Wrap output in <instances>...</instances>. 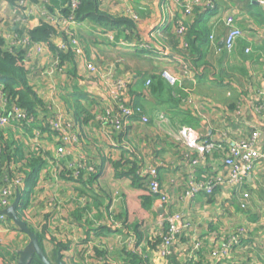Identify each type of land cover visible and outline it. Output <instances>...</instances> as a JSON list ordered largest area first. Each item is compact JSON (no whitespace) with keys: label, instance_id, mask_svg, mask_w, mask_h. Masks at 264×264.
Listing matches in <instances>:
<instances>
[{"label":"crops","instance_id":"1","mask_svg":"<svg viewBox=\"0 0 264 264\" xmlns=\"http://www.w3.org/2000/svg\"><path fill=\"white\" fill-rule=\"evenodd\" d=\"M209 1L213 2L212 11L202 9L197 16V20L207 22L208 27V37L202 48L204 57L198 61L197 67L190 65L191 55H185L188 59L185 62L179 55L166 53L162 48H157L161 56L148 58L139 55L136 53L139 40L125 39V34L120 32L116 34L103 25L82 22L70 26L71 29H80L79 34L82 40L86 41L83 47L85 48L84 57L74 54L73 61L65 66V71L55 74L51 81L45 78L44 82L49 85L48 89L51 87V82L60 90L78 89L75 91L77 101L83 105H93L92 99L99 101L98 97L108 99L109 88H100L99 75L87 77L83 71L84 63L91 62L98 67L100 73L112 70L124 82L126 81L129 88L127 92L131 93L133 104L138 105L146 102H144L143 89H134L138 82L136 78L140 74L152 73L148 70L137 74L127 72L121 62L123 58L127 57L128 61L135 56L149 59L160 66L156 73H162L164 77L176 74L175 68H179L180 62L183 63L189 68L190 74L189 77H183L181 73L176 74V79L182 81L187 79L184 89H178L187 100L184 108L177 110L180 115L169 114L168 108L160 105L150 91L144 89L149 92L148 96L153 100L154 106L148 115L150 119L154 118L155 112L159 114L160 109L164 115L162 117L181 118V125H187V130L198 136L201 141L215 142L217 146L209 152L204 171H207L210 179L215 178V175H222L223 161L229 142H237L247 137L254 129H260L262 132L259 146L264 154V117L256 110L258 92L264 90V4L256 5L254 1L246 0V7L241 8L244 4L240 0ZM261 1L264 2V0ZM99 2L101 9L109 14L117 12L122 7L112 0H99ZM154 2L153 12L156 14L154 16L156 20L151 19L150 23L146 24L145 20L142 21L143 18H140L142 23L136 25L137 31L141 32L146 40L152 38L158 44L160 35L165 32L173 33V31L171 27L166 26L170 22L169 17L160 12L159 0ZM0 5L3 10L8 7L9 13L12 11L14 15V10L6 3L0 2ZM129 5L133 7L132 9L143 12L140 2L133 1ZM230 15L237 19L243 36L236 41L233 50L228 52L222 46L227 32L222 20ZM0 17V33L5 40V48L8 49L13 46L15 38L19 37L18 30L12 24L13 19L10 20V17L1 15ZM60 34L62 36L61 32ZM247 49L249 53H246ZM189 53L192 54L190 51ZM38 60L34 59L30 64L27 59V64L36 69L35 64ZM115 61L118 64H115L113 70L112 64ZM41 81L42 84L40 79L30 83L35 89H47L45 88L47 84L43 82V79ZM67 116L73 122L76 121L68 114ZM139 122L137 118H134L126 125L124 141L126 136L131 137L132 134H136V139L142 141L139 139L140 133L152 128V126L145 127L146 125ZM184 122L187 124H183ZM77 124L80 125V129L87 130L81 148L92 162L95 174L87 181H73L66 173L60 174L58 178L55 176L53 184L56 178L60 183L54 196V202L58 204L53 209L44 201L46 199L44 188L50 180H45V175L49 176V174L43 170L31 199L32 204L30 203L34 207L28 212V215L32 211L42 215L50 207V213L40 218L44 221L58 220L56 234L47 230L46 234L41 235L48 239L45 245H49L50 249L47 250L43 245L42 251L52 264H55L58 253L64 264H143L145 261H150L151 264H163L162 260L152 254L155 248L148 243L153 237L152 234L157 233V228L152 225V222L155 219L157 224L164 214L175 212L183 214L184 220L189 224V230L185 235L179 236V245L172 249L166 261L167 264H181L186 254L183 245L190 241H199L203 244L197 253L196 264H204L207 259H210L211 251L218 250L236 231L238 225L243 224L246 226V232L241 237V245L229 250L221 264H264V158L257 163L252 173L246 176L244 183L237 191H230L227 187L218 185L209 197L199 195L193 199H184L185 179L189 172L184 163L185 156L190 154L196 157L198 152L186 147L183 143L184 139L181 143L172 141L161 131H156V136L149 137L148 142H152L155 137L157 140L153 143L154 146L157 145L152 149L149 147L148 150L152 153L150 158L154 153L158 157L162 153L171 154L168 162L172 165L170 163L168 165L167 162V166L160 164L161 166L158 167L159 182L168 195L169 204L162 205L153 199L150 208L144 210L141 197L147 195L145 186L140 187L142 184L138 180V175L135 174L134 164L129 162V154L119 148H112V143L119 141L117 136L101 134L92 120L87 124L78 121ZM45 130L48 132L49 129L45 128ZM48 133H44L45 136L42 134L41 138L31 135L32 143L29 144L36 145L37 139L40 138L41 143H45V148L49 147V143L45 140L49 137ZM150 138L153 139L150 140ZM96 139L103 141L102 145L106 146L96 145L94 142ZM162 143L166 146L165 148ZM145 153L147 154V148ZM155 155L153 159L157 160ZM159 161L163 163L162 160ZM129 164L133 167L131 171H128ZM200 172V169L195 170L197 180L201 179L202 172ZM116 174L119 175L118 180H114ZM244 194H247L248 198H244ZM69 195H73L74 199L69 201ZM91 204L101 209L100 217L93 216ZM53 210H55L54 215H52ZM148 215L152 216L150 221H148ZM5 221V218L0 217V228L5 231L13 230ZM128 225H132L133 230L132 227L130 228L132 232L127 229ZM51 238L53 240H49ZM0 242L6 246L1 238ZM60 246L63 248L58 250ZM3 258L5 261L7 257L1 256L0 264Z\"/></svg>","mask_w":264,"mask_h":264},{"label":"built area","instance_id":"2","mask_svg":"<svg viewBox=\"0 0 264 264\" xmlns=\"http://www.w3.org/2000/svg\"><path fill=\"white\" fill-rule=\"evenodd\" d=\"M198 1L200 5L203 4L205 10L209 11L213 9L212 3H209L208 0ZM253 1L256 5L264 4V2L261 0ZM45 2L46 1L43 3L45 4ZM73 4L75 3L73 2ZM175 5L181 6L179 1H175ZM197 6V4L191 2L187 7L182 5L181 11L184 15L189 14L192 9ZM44 7L45 6L43 5V14L46 16ZM47 18L48 19L46 21L55 24L58 29L62 28L61 25L70 26L71 24L75 23L59 17L56 18L47 16ZM172 18H175V16L172 14V12H169V21H171ZM16 19L18 20V18ZM180 22L181 21H179V19H176L173 22L179 24V27L177 26L178 30L173 29L174 33L178 37H182L185 32L184 26L182 22ZM222 23L227 30L222 46L225 50L230 52L233 50L236 41L241 38L243 34L238 26L237 19L234 16L230 15L225 17L222 20ZM168 24L169 22L166 24V26ZM66 35L69 36L68 34ZM62 37L64 36L62 35ZM140 46L146 48V46L143 44H139V46L136 47ZM12 47L15 49H24L28 52V54L32 52L38 57L45 53V48L43 45L32 43L26 34L21 37H16ZM67 49L79 57H84L78 41L74 38L67 37L64 42L60 43L59 50L65 51ZM27 52L26 58H28ZM246 53H249L248 49L246 50ZM112 65L114 66V64ZM180 65L182 69V76L189 77V68L181 62ZM84 66L87 67L88 71L96 73L95 75L100 74L99 70L95 68L93 63L85 62ZM58 71L59 69L57 62H54L48 68V70L45 71V73H42L41 77L43 79L47 78L51 80L53 77H55V74L60 72ZM166 76L169 78L166 80L169 83H173V77L168 75ZM87 77H89V75H87ZM113 78L114 72L112 70H109L104 74V79L106 80V87L104 88H109V92H107L108 99L102 97H98L99 101L97 99H92L93 105H91V109L93 111V122L100 129L99 132L101 134L121 135L122 141L112 143V148H119L129 154L131 147L123 140L126 135V125L134 118H137L143 124H146L148 120L146 118L140 117L137 113L138 107H135L133 103H130V99L127 96V89H125V87H127L126 83L123 80H114ZM147 84L148 83L145 82L144 85L147 86ZM37 90L39 91L38 94L42 93L45 107L47 104L45 102L47 98L49 101H53V99L56 98V101L53 102V104L57 106L58 110L61 112L58 117L57 115L59 113L56 112L54 116L46 118V123L49 125L48 129L55 133V161L57 165L64 167V173H66L73 181H79V178H81L83 181L89 180V178L94 175L95 169L92 162L82 151L81 147L83 146L84 142L78 125L72 124V122L69 121L67 114L63 110V107H61L62 101L61 97L59 96L60 89H57L56 85L51 83L50 89ZM2 102L3 100L1 103ZM256 110L258 114L264 117V90L258 92V106L256 107ZM44 116L45 115H41V117ZM33 120L34 119L32 118L28 119L26 114L16 107H12L8 113L0 112V128H4L5 126H10L12 124L20 125ZM33 135L35 136V134ZM261 136V130L254 129L247 137L240 139L237 142H229L227 145V154L223 161L222 175H215V178L213 179L207 177L204 180H197L196 175L194 174L195 170L200 169L201 171H204L206 169L207 154H209L210 150H213L216 145L214 144L215 142L211 140L201 141L198 136L187 132L186 139L183 143L186 147L197 151L198 155L196 157L190 154L185 156L184 163L187 165L189 172L187 173L185 179L186 191L184 193V199H193L199 195L209 197L214 193L215 188L218 185L225 186L230 189V191H237V189H239L244 183L246 176L250 175L257 163L264 158V154L261 152V148L259 146ZM37 145L38 144L32 146L35 149L37 148ZM31 147L27 149L31 151ZM160 164L161 163H156L154 161V166L148 167L147 169H142L138 176L140 179H142V181L143 179L148 180L147 186L144 184L148 195H150L158 203L167 205L169 204V198L168 195L163 191L158 177V167L161 166ZM4 183L5 184L0 186V210H5L10 207L13 203L14 195L17 194V191L23 189V182L21 179L12 178L9 181H4ZM244 198H248V195L244 194ZM241 207L244 208V206ZM157 224H159V226L157 227L156 234L158 235V232L160 231H163L164 234H162L161 241L155 250L152 251V254L162 260L163 264H167L166 261L172 249L179 245V236L186 234V232L189 230V224L184 220V216L180 212L164 214L162 217H160ZM114 225L117 227L115 222ZM245 232L246 226L244 224L238 225L236 231H234L228 237L227 242L220 247L221 249L219 248L218 250L215 249L211 251L210 259H207L204 264H221L229 250H231L233 247L241 245V237ZM160 234L161 233H159V235ZM202 246L203 244L199 241H190L188 244L183 245L184 250H186V254L184 255V260L181 264H196V262H198L197 253ZM143 258L146 259L147 257ZM143 264L151 263L150 261H145Z\"/></svg>","mask_w":264,"mask_h":264},{"label":"trees","instance_id":"3","mask_svg":"<svg viewBox=\"0 0 264 264\" xmlns=\"http://www.w3.org/2000/svg\"><path fill=\"white\" fill-rule=\"evenodd\" d=\"M45 1L44 10L46 11V16L48 17H59L75 23L88 22L103 25L105 27H109V29L113 30L116 34L119 32L121 34H125V38L127 39L130 38L132 40H139L137 42V46H139V44H143L150 47H136V53L139 55L145 53H157V49H153L159 48L156 46L157 43L154 42L152 38L151 40H146V38L141 35V32L137 31V25L129 16H126L124 13H117L118 15H116L103 11L99 0ZM0 2L6 3L9 7L15 10V19L18 18L19 23L28 7L34 5L39 6L42 4L39 0H0ZM73 2L75 4H73ZM209 3L213 2L209 1ZM204 8V6L194 7L189 14H183L180 21L184 26L185 32L182 37L176 36L177 40H180L181 45L183 46L181 49L182 53L179 57L182 58V61L187 62L188 59L185 55H191L190 65L194 67H197L198 61L204 57L202 48H204L203 43L208 37L207 22H200L197 20V16L199 14L198 12L200 10L202 11ZM194 16H196L195 19ZM176 19L178 18H172L167 25L172 28V31V24ZM16 29L21 30L20 33L18 32L19 37L26 34L32 43L43 45L45 53L38 58L39 60L35 64L37 68L33 69L30 67V64H27L26 51L21 48L15 49L13 47L6 49L5 40L0 33V103L3 100L0 104V112L8 113L12 107H16L23 111L28 119H35L39 114L46 113V107L42 98V93L38 94L39 91L35 89L30 82L35 79L39 80L42 73H45V71L48 70L54 62H57L58 69L60 71H58L59 73L65 71V66L73 61L74 53L69 49L65 51L59 50L60 43L64 42L66 39L64 40V37L61 36L58 27L51 22H41L38 26L31 29H21V27H17ZM189 51L192 52V54L189 53ZM115 64L117 65L118 62H114L113 70L115 68ZM175 69L176 74L182 73L180 65L179 68ZM176 74H172L171 76L174 79L173 83H169L162 73L140 74L138 75V78H136V81L145 79L144 82H147L148 84L147 86L144 85V87L150 91L151 95L157 99L160 105H163L164 108H168L167 112L171 115H180V113H178L179 109L182 107L184 108L187 103L184 94L178 90L184 89L186 84L185 81L187 79L184 81L176 79ZM195 77L197 78V75H195ZM74 90L76 91V89ZM75 91L69 93L66 99V89L60 90L61 101L63 102L62 107L63 105L66 106L65 113L68 114L69 117L71 116L73 120L76 119L74 122L69 119L72 124H77L78 121L79 123L83 121L87 124L90 120H94L93 111L91 109L92 107L87 106V104L83 105L80 101H77L78 97H76L77 93ZM78 126L81 136L84 139L87 130L84 128L80 129V125ZM24 129L27 130L26 127H24ZM49 131L50 130H48V132ZM50 132L53 134V139H51L52 134ZM50 132L48 133L49 137L47 136L48 138L46 137L47 139H45L49 143V147L45 148L38 144L37 148H35L36 151L32 152L27 149V152L25 153L20 140L13 137H9L7 139L4 132L0 131V186L5 184L4 181H9L12 178L21 179L23 182V189L19 191V202L15 208V213L18 219L24 222L28 229L36 235L41 249H43V245L41 243L40 234L28 225L30 218L26 212V208L29 205V201L37 186L42 170L46 169L47 173H52L54 177L57 175L60 176V174L64 173V167L57 165L55 161V133L52 131ZM215 145L217 146V144ZM31 149H34V147L32 146ZM201 172L202 174L200 175V178L202 180L208 177L207 171ZM138 180L142 181L140 178H138ZM141 186H143V184L140 185V187ZM145 192L147 193L146 189ZM152 201L153 198L148 195V193L147 195L142 196V208L144 210L149 209ZM0 217L5 218L6 223L10 220L5 216ZM112 218L114 219V216H112ZM159 233L161 234L159 235ZM162 234H164V232L160 231L158 232V235L153 236L150 242H148L149 245L156 248L161 241ZM60 248L63 247L60 246L57 249L61 250ZM28 264L41 263L34 255L31 257Z\"/></svg>","mask_w":264,"mask_h":264},{"label":"rangeland","instance_id":"4","mask_svg":"<svg viewBox=\"0 0 264 264\" xmlns=\"http://www.w3.org/2000/svg\"><path fill=\"white\" fill-rule=\"evenodd\" d=\"M39 1H40V3L42 2V4H40L39 6L28 7L26 9L20 23L18 22L17 19H15V15L12 14V11H11V13H9L8 7H6L3 10V7L0 5V15L3 17H6V16L10 17L9 18L10 20L13 19L12 24L16 28L17 27H21V29L22 28L23 29L34 28V27L38 26L41 22H44L48 19L47 16H45V14H43L44 13L43 12V5H44L43 2L45 0H39ZM112 1L115 3L118 2V4H120L122 6L117 12H114L113 14L118 15L117 13H119V14L124 13L126 16H129L135 24H139L140 22L142 23L143 20H145L144 22L147 24V22L150 23L151 19L155 18L154 16L156 14H155V12H153L154 7H155L154 6V3H155L154 0H112ZM133 1H134V3L140 2L141 6L143 7V12L138 11L137 9L136 10L132 9L133 7L129 4L133 3ZM175 1H179V4L181 6L184 5L186 7L191 2H193L194 4H197L198 5L197 7L203 6V4L200 5V3H198L199 2L198 0H186V1L185 0H159L160 5H158V7H160V9H161L160 12H162L163 15L166 14L167 17H169V12H172V14L176 18H178L179 21H180V18L183 16V12L181 11L182 10L181 6L175 5ZM240 1H242V3L244 4L241 8H243V7L245 8L246 7V0H240ZM252 1L253 0H251V2ZM2 10H3V12H2ZM158 16L160 17V15H158ZM140 18H143L142 21H140ZM154 20H156V18ZM16 22H18V23H16ZM21 22H23V23H21ZM177 26L179 27L178 23L172 24V27L175 30H178ZM61 27L62 28L59 30L62 33V35L65 37V39H67V37H71V38L76 39L79 43L80 48L83 49V50H81L82 53H83V51L85 52V48H83V47H84V45H86V44H84V42H86V41H85V39L82 40V37L79 34L81 30L77 29V28L71 29V26L61 25ZM18 32L20 33L21 30H18ZM66 34H68L69 36H67ZM121 38H123V36H121ZM158 42L159 43L156 44V46L165 50L166 53L168 52V53H172L174 55H181V53H182L181 49L183 48V46L181 45V41L177 40V37L174 33H166L165 32L164 34H162L158 37ZM146 46H148V45H146ZM147 48H150V47L148 46ZM153 49L156 50L157 48H153ZM166 53H165V55H166ZM159 54L160 53H158V51H157V53H155V54L145 53L142 55L146 56L148 58H152L153 56H156ZM159 56H161V55H159ZM27 57H28L27 58L28 62L30 64L33 62L34 59H38V56L32 52H30V54H28V52H27ZM125 58H123L124 60H121L122 65H123V67L126 68L127 72L130 71L133 74H137V73L143 72L145 70H148V72H150V73H156L160 69V66L155 65L149 59H146V60L143 59V57L139 58V57L135 56V57H132L133 59L131 61H128L127 57H125ZM95 68L97 70H99L98 67H95ZM83 71L87 75H90V74L95 75L96 74V73H93L92 71H88L86 66H84ZM104 74L105 73L99 74V80L101 81V84H102L100 86V88L106 87V85H105L106 80L104 79ZM167 78L168 77L166 76V79ZM41 79H43V78L41 77ZM41 79H40V84H42ZM113 79L114 80H123V79L119 78L116 74H114ZM44 80H46V79L44 78L43 82H44ZM144 80H139L136 84V87H138V88L135 87L134 89H143L142 92H143V95L145 96L144 102H146V103L138 104V105L135 103L133 105H135V107H138V112H137L138 115L140 117L146 118L148 120V122L146 124H143L141 122H139V123H141L142 125H146L145 127H151L152 126V128L151 129L148 128L147 130H144L140 133L141 138H139V139H142V141H138V139H136V134H132L131 137L129 135L126 136V140H125V142H127V144L130 145V147H131V151L129 152V155H128L129 158L128 159H129V162H131V164H134V170H135L136 175H138L142 169H147L148 167L154 166L153 165L154 161L156 163H161V161H159V160H162L164 164L163 163H161V164L167 166V162L169 161L171 154L165 155V153H162V155L160 157H158L154 153L153 156L150 158V155L152 153H151V150L150 151L148 150V148L150 147L152 149V147L154 146L153 142L156 141L157 139L155 137H154V139L150 138V140L153 139L152 142L151 141L148 142V140H149V137H151L153 135L156 136V134H155L156 131H161L165 137H170L172 141H180V143H181V141H183V139L184 140L186 139V133L189 132L187 130V125H181L182 124L181 118L173 119V118H169V117H162L164 115L158 107L157 108L159 109V114L157 112H155L154 118H151L152 120L150 119L148 113L150 114L151 108H153L154 106L152 105L153 100L148 96L149 92L144 90V89H146L144 87ZM44 83H46V82H44ZM48 87H49V85L47 84V86L45 88L48 89ZM125 89H129V88L125 87ZM76 90H78V89H76ZM179 90H181V89H179ZM73 91H75V90L74 89H66V94H65L66 99H67V95L69 93H72ZM179 92H181V91H179ZM127 96L129 97L130 102H132V99H131L132 96H131L130 92H127ZM55 101H56V98H54L53 101H51V100L49 101L47 98V100L45 101L47 104H46V109H45L46 113H45L44 117H38L37 119L35 118L31 122H26V123H23L21 125H15V124H12L10 126L7 125L4 128H0V131L4 132V134L7 136V139L9 137H13L17 140H20L22 143V146H23V150L26 153L27 148L31 147V145L29 144V143H32L31 135L35 134L36 137L39 136L41 138L42 134H43V136H45L44 133H48L47 130H45V128L46 129L49 128V125L46 123V118L54 116L56 112L59 113L57 115V117L61 114V112L58 110V107L53 104V102H55ZM64 109H66V106L63 105V110ZM64 111H66V110H64ZM39 115H42V114H39ZM185 122L183 124H187ZM154 123L155 124L158 123V124L155 125ZM24 127H26L27 130H25ZM39 133H40V135H39ZM115 136H117V138L119 139L120 142L122 141L121 135H115ZM40 138L37 139L36 144H42L43 145L42 147H45L44 146L45 143H41ZM94 142L96 145H100L101 147L106 146L105 144L102 145L103 141H98L96 139ZM178 143L179 142H177V144ZM118 144H120V143H118ZM167 144H169V143H167ZM156 145L157 144H155V146ZM155 146H154V148H155ZM165 147L166 146L164 145V148ZM146 148H147V154L145 153ZM31 151L33 152L36 150L32 149ZM164 151H165V149H164ZM211 151H212V149L210 150V152ZM154 155H155L157 160L153 159ZM169 163L170 162H168V165H169ZM131 164H129L128 171L133 170V167ZM170 165H172V164L170 163ZM118 174H116L114 176V180H118V176H119ZM137 177L140 178L139 176H137ZM54 178L55 177L52 173H49V176L45 175V180H50V181L44 188V191H46V199L44 201L46 202L47 206H50L53 209H55V205L58 204L57 202H54V196H55V192H56L57 188L59 187V183H60V181H58V179H57L58 178V175H57V178L53 184ZM140 183L143 185L146 184V186H147L148 180L143 179V181H140ZM73 199H74L73 195L72 196L69 195V201L73 200ZM94 206H95V204L92 205L91 210H92L93 216L94 215L97 216L101 213V209L98 207H94ZM33 207L34 206L28 205L26 208V210H27L26 212L27 213L30 212V209H32ZM50 207H48V209H47L48 211L46 210L45 212H43L42 215H45V214L48 215V213H50V211H51ZM68 209L69 208L67 207V210ZM3 210L4 209H1L0 211H3ZM63 210H64V208H63ZM54 211L55 210H53L52 215H54ZM150 211H151V209H150ZM35 213H36L35 211L34 212L32 211L29 214L30 215L29 216L30 222H28V225L30 226V228H32L33 230H35L36 232H38L40 234L41 241H42L41 243H42V245H45L46 241L48 239L46 240V237L41 236V235L46 234L47 230L51 231L53 234H56L55 230L58 228V220L52 219L51 221H44L42 218H40L42 216L41 213H39V214H35ZM100 216L101 215H99V217ZM151 217H152L151 215H148V221H150ZM113 221H111L112 224H113ZM7 222H8L9 226L11 225L13 230L5 231V229L0 228V235H1L0 238L4 242L3 244L6 245V246H3L0 242V253H2V255H0V257L1 256L7 257V258H5V261H4V258L2 259L1 264H17L18 253L23 251L26 248V246L29 243V238L25 233L20 232L18 227L13 223V221L11 219L8 220ZM152 225L155 226L156 228L159 226V224H156L155 219L152 222ZM128 226L129 227H127V229L132 232V230H133L132 225H128ZM10 228H9V230H10ZM124 228L126 229V226H124ZM70 229L71 228H69V230ZM126 233H128V232H126ZM156 235L157 234L155 232L152 234V236H156ZM45 248L47 250L50 249L49 245H45ZM54 257H55V255L52 257V259H54Z\"/></svg>","mask_w":264,"mask_h":264},{"label":"water","instance_id":"5","mask_svg":"<svg viewBox=\"0 0 264 264\" xmlns=\"http://www.w3.org/2000/svg\"><path fill=\"white\" fill-rule=\"evenodd\" d=\"M18 202H19V195L17 194L12 205L3 211H0V216H5L11 219L13 223L18 227L20 232L25 233L29 238V243L26 246V248L18 253L19 255L18 264H28L29 260L34 255L38 258L41 264H52L47 259L42 249L40 248L36 235L32 231H30L27 225L24 222H22L20 219H18V217L16 216L15 208ZM55 264H64V262L62 261V257L59 253L57 254Z\"/></svg>","mask_w":264,"mask_h":264},{"label":"clouds","instance_id":"6","mask_svg":"<svg viewBox=\"0 0 264 264\" xmlns=\"http://www.w3.org/2000/svg\"><path fill=\"white\" fill-rule=\"evenodd\" d=\"M42 171H43V170H42ZM42 171H41V173H42ZM45 171H46V169H45ZM41 173H40V175H41ZM94 174H95V173H94ZM92 176H93V175H92ZM92 176H91V177H92ZM91 177H90V178H91ZM90 178H89V179H90ZM40 179H41V178H40V176H39V180H40ZM79 181H83V180H82V179H79ZM19 191H20V190H19ZM19 191H17V194H18V195H19ZM17 194L14 195V200H15ZM32 196H33V195H32ZM31 199H32V197H31ZM31 199H30V201H29V205H30V206H31V204H32ZM13 202H14V201H13ZM30 203H31V204H30Z\"/></svg>","mask_w":264,"mask_h":264}]
</instances>
